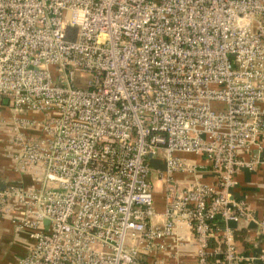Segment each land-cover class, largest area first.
Segmentation results:
<instances>
[{
  "label": "built area",
  "instance_id": "built-area-1",
  "mask_svg": "<svg viewBox=\"0 0 264 264\" xmlns=\"http://www.w3.org/2000/svg\"><path fill=\"white\" fill-rule=\"evenodd\" d=\"M4 108L32 180L0 185V220L22 206L34 241L19 264H172L192 240L197 264H244L236 228L264 238L232 194L264 165V0H0Z\"/></svg>",
  "mask_w": 264,
  "mask_h": 264
},
{
  "label": "crops",
  "instance_id": "crops-1",
  "mask_svg": "<svg viewBox=\"0 0 264 264\" xmlns=\"http://www.w3.org/2000/svg\"><path fill=\"white\" fill-rule=\"evenodd\" d=\"M10 112L7 109L0 110V117L5 120L10 119ZM36 132L34 137L40 134ZM7 145L6 136H0V185L8 186L10 184H18L24 188L32 187L30 175L21 174L15 166L14 161L8 158L4 152V147ZM264 145V143H263ZM264 162V147L260 153ZM185 159L207 167L206 162L194 156H183ZM157 170L165 171V165L162 161H156ZM203 169L197 176L200 181L207 184H213L216 180L214 172L209 169ZM176 179L184 184L197 180V178H187L182 174H177ZM153 184L155 190L156 209L159 214H162L165 209V186L164 183L158 182L156 176H153ZM233 198L236 201L244 202L251 214L258 221L264 220V165L258 170L250 172L248 170H240L236 174V186L233 190ZM12 212L0 220V264H19V261L28 255L34 245V241L27 231L17 229L16 222L24 215V208L17 204H12ZM160 223V220H156ZM236 228V226H233ZM243 229L246 234L244 244L237 241V249L245 258L244 264H252L258 255L264 250V238L259 235L257 227L254 223H247L237 230ZM192 240V236L190 235ZM194 241V240H192ZM191 241L190 249L182 252L180 259L175 260L180 264H197L195 258V245ZM162 259L165 255H161ZM172 264L173 260H168Z\"/></svg>",
  "mask_w": 264,
  "mask_h": 264
},
{
  "label": "trees",
  "instance_id": "trees-1",
  "mask_svg": "<svg viewBox=\"0 0 264 264\" xmlns=\"http://www.w3.org/2000/svg\"><path fill=\"white\" fill-rule=\"evenodd\" d=\"M73 37H75V32L73 31ZM244 230L243 229H240V230H237L235 232V238L237 241L241 242L244 244V240H245V232H243Z\"/></svg>",
  "mask_w": 264,
  "mask_h": 264
},
{
  "label": "rangeland",
  "instance_id": "rangeland-1",
  "mask_svg": "<svg viewBox=\"0 0 264 264\" xmlns=\"http://www.w3.org/2000/svg\"><path fill=\"white\" fill-rule=\"evenodd\" d=\"M75 78H76V81H81L83 83H86V80H88L90 78L89 74H80V73H76L75 74Z\"/></svg>",
  "mask_w": 264,
  "mask_h": 264
}]
</instances>
